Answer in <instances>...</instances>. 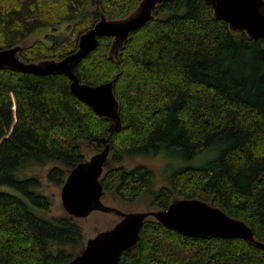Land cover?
Masks as SVG:
<instances>
[{"label": "trees", "instance_id": "obj_1", "mask_svg": "<svg viewBox=\"0 0 264 264\" xmlns=\"http://www.w3.org/2000/svg\"><path fill=\"white\" fill-rule=\"evenodd\" d=\"M140 0H99L107 18ZM94 0H0V48L21 44L36 28L67 22L71 36L22 46L26 61L59 59L98 19ZM155 18L108 56L110 36L74 68L81 82L114 78L122 126L112 134L68 87L65 74L0 69V264H66L83 247L75 218L51 213L52 200L26 167L53 165L48 182L109 144L100 181L123 202L163 209L176 198H201L252 227L264 242V37L233 32L206 0H164ZM72 23V24H71ZM68 24V25H69ZM216 156L203 162L201 157ZM185 160L155 186L154 167L126 158ZM118 264H264V249L242 238L182 235L149 217L137 245Z\"/></svg>", "mask_w": 264, "mask_h": 264}, {"label": "water", "instance_id": "obj_2", "mask_svg": "<svg viewBox=\"0 0 264 264\" xmlns=\"http://www.w3.org/2000/svg\"><path fill=\"white\" fill-rule=\"evenodd\" d=\"M98 19L79 34L76 48L65 56L36 61L22 59L21 44L0 48V69L36 75L65 74L69 90L98 116L108 119L107 132L112 134L122 126L119 101L114 94V78L92 85L81 82L74 72L79 62L93 51L99 38L110 36L108 56L117 59L130 34L155 18L154 10L164 0H140L127 15L107 18L94 0ZM217 18L229 24L233 32H245L250 38L264 37V0H206ZM105 145L88 159L67 171L60 189V201L66 214L74 218L87 217L94 210L113 212L120 219L110 228L88 238L81 250L66 264H118L123 251L132 250L138 242L144 222L153 218L182 235L198 238H242L264 249V242L244 220L233 217L221 207L201 198H176L163 209L124 212L105 205L100 177L107 163L110 147Z\"/></svg>", "mask_w": 264, "mask_h": 264}, {"label": "rangeland", "instance_id": "obj_3", "mask_svg": "<svg viewBox=\"0 0 264 264\" xmlns=\"http://www.w3.org/2000/svg\"><path fill=\"white\" fill-rule=\"evenodd\" d=\"M67 22H63L54 26H43L36 28L31 34H29L21 43L22 46H29L37 40H43L48 44H52V42H59L71 36L70 30L71 26ZM72 24V23H71ZM82 151L88 159L92 154L95 153L94 150L83 145ZM216 156L214 151L207 152L205 156L201 157L199 162L191 165H199L203 162L213 158ZM127 168L134 166L137 163H147L154 167L155 171V186L161 185L165 183L166 176L172 169H177L181 166H186V161L178 159L173 156H166L165 158L154 157L150 160L141 158V157H133L126 158L122 162ZM53 165V163H49L44 166H30L23 169V174L31 176H37L41 183V189L44 194L48 195L52 200L51 213L56 215H62L66 212L64 211L61 201H60V189L61 185H55L47 181L46 172ZM0 189L8 190L5 186H0ZM102 202L105 205L115 207L121 211H144L151 210L145 201L139 200L136 202L126 203L117 198L113 193L106 192L101 197ZM120 219L119 215L113 212H105L101 210L92 211L87 217L84 218H75L76 222L79 224L81 228V232L83 235V244L85 241L94 236L97 232L101 230L108 229L112 227L118 220Z\"/></svg>", "mask_w": 264, "mask_h": 264}]
</instances>
